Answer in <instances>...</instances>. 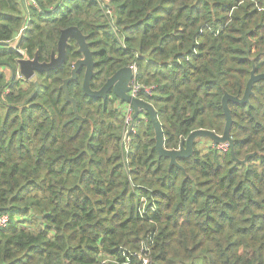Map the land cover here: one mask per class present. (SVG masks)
<instances>
[{"label": "trees", "instance_id": "trees-1", "mask_svg": "<svg viewBox=\"0 0 264 264\" xmlns=\"http://www.w3.org/2000/svg\"><path fill=\"white\" fill-rule=\"evenodd\" d=\"M0 0V264H264V80L249 104L229 102L230 146L195 142L169 166L146 111L123 141L125 103L83 90L74 38L63 63L17 79L18 61H49L62 29L77 26L95 61L94 90L135 65L165 147L192 131L222 134V97L264 73V0ZM18 37V38H17ZM15 74L11 79L10 69ZM7 70L10 71L8 75ZM202 139V138H201ZM147 260V263L144 262ZM199 261V262H198Z\"/></svg>", "mask_w": 264, "mask_h": 264}, {"label": "water", "instance_id": "water-1", "mask_svg": "<svg viewBox=\"0 0 264 264\" xmlns=\"http://www.w3.org/2000/svg\"><path fill=\"white\" fill-rule=\"evenodd\" d=\"M70 38H74L76 40L79 47V51L82 53L83 57L78 59L74 63L73 69L71 71V76L64 79L63 83L61 84V89L65 93L66 100L72 104V108L76 118L86 120L85 117H82L79 114L77 100L71 97L68 85L69 83L77 79L79 70L83 66H85L86 70L82 86L86 95L92 98H106L107 92L111 89L118 97L121 103H129L133 107L132 122L127 132V137H129L131 132L134 130L135 120L140 115V113L143 111H146L148 113L150 121L155 131V147L160 157L169 158V166L176 165L183 169V167L178 163V159L189 158L190 156H192L194 154L195 142L199 138H208L216 144H228L230 146L232 158L238 163H246L249 157L255 154L249 153L245 156L243 160H240L236 157L234 139L231 136L233 117L232 111L229 106V102H233L240 105L250 103V97L253 94V87L255 83L264 80V73H256L255 66L251 71L250 78L247 81L245 91L241 97L231 95L227 91L224 92V95L222 97V107L224 110L226 121L224 131L221 135L217 134L215 131L212 130L197 129L192 131L185 139H182L178 148L167 149L165 147V137L162 124L159 121L158 113L154 106L150 102L142 98L133 97L129 94V82L134 76L132 66H126L116 71L111 77L106 80V82L100 89L94 90L91 88V81L95 75V61L93 58V52L89 48L87 36L83 34L77 26H70L62 30L58 40L57 54L53 53L49 62H41L39 60L38 53L36 52L33 59H19V72L22 74V76H24L26 80H30L35 76L37 71H51L58 68L65 60ZM10 44L11 43L9 42L0 41V46L9 47ZM37 87L38 83L36 82V88Z\"/></svg>", "mask_w": 264, "mask_h": 264}, {"label": "built area", "instance_id": "built-area-1", "mask_svg": "<svg viewBox=\"0 0 264 264\" xmlns=\"http://www.w3.org/2000/svg\"><path fill=\"white\" fill-rule=\"evenodd\" d=\"M96 1L101 6V8L103 9L106 15H112L113 10L111 7V3L113 0H96ZM15 47L16 46H14V48ZM18 51L21 54L25 55L24 51L22 52L20 50ZM132 67L134 71V76L131 79L129 94L132 95L133 97H139L142 91H145L146 93L150 94L152 90L154 89V87L141 84L137 80V67L135 65H132ZM125 110L126 111H125V125H124V130H123V141L128 146L130 136L127 137V132L132 122L133 107L131 106V104L125 103ZM227 146L228 145L226 144L225 147ZM8 222H9V215L5 212H0V227H5ZM144 262L147 263V260H144Z\"/></svg>", "mask_w": 264, "mask_h": 264}, {"label": "rangeland", "instance_id": "rangeland-1", "mask_svg": "<svg viewBox=\"0 0 264 264\" xmlns=\"http://www.w3.org/2000/svg\"><path fill=\"white\" fill-rule=\"evenodd\" d=\"M17 42H18V39H15L14 41H11L10 43V46H12V47H14V46H16V44H17ZM21 52L23 51V50H20ZM7 73H8V75H10V71L9 70H7ZM16 77H17V79H19V80H22L24 83H26L24 80H25V78L22 76V74L19 72V69H18V72H17V75H16ZM35 80H37L36 79V77L34 76L33 78H31L30 80H26L27 82H33V81H35ZM212 142L213 141H211L210 139H208V138H200V141H199V143L200 144H202V145H205V144H207V145H212ZM221 146H225L226 144H220ZM199 262V261H198Z\"/></svg>", "mask_w": 264, "mask_h": 264}, {"label": "flooded vegetation", "instance_id": "flooded-vegetation-1", "mask_svg": "<svg viewBox=\"0 0 264 264\" xmlns=\"http://www.w3.org/2000/svg\"><path fill=\"white\" fill-rule=\"evenodd\" d=\"M67 28H68V27H67ZM65 29H66V28H65ZM62 30H64V29H62ZM62 30H61V32H62ZM60 35H61V33H60ZM59 37H60V36H59ZM70 39H71V38H70ZM70 39H69V40H70ZM57 50H58V48H57ZM36 52L38 53V56H39V52H38V51H36ZM36 52H35V54H36ZM53 53L57 54V52H52L51 55H50V59H51V56H52ZM24 54H25V55H23V58H30V59H33V58H34V57H32V58L29 57L25 52H24ZM34 56H35V55H34ZM39 60H40V59H39ZM49 61H50V60H49ZM49 61H41V62H49ZM81 69L84 70V75H85V70H86L85 66H83ZM81 69H80V70H81ZM80 70H79V71H80ZM10 71H11V75H12L11 79H12L13 76H14V74H15V71H14V69H12V68L10 69ZM37 72H38V71H37ZM37 72H36V74H35V77H37V76H36V75H37ZM23 77H24V76H23ZM83 79H84V78H83ZM25 80H26V79H25ZM34 82H35V85H36V82L38 83L37 80H35ZM130 84H131V81L129 82V86H130ZM38 85H39V83H38ZM103 85H104V84H103ZM103 85H102V86H103ZM102 86H101V87H102ZM101 87H100V88H101ZM91 88H92V87H91ZM100 88H98V89H100ZM36 89H37V88H36ZM98 89H97V90H98ZM110 91H112V90L110 89V90L107 92V94H108ZM107 94H106V97H107ZM99 98H100V97H99ZM101 98H103V97H101ZM103 99H106V98H103Z\"/></svg>", "mask_w": 264, "mask_h": 264}]
</instances>
